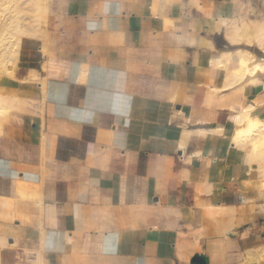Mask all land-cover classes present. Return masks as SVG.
<instances>
[{
  "label": "crops",
  "instance_id": "crops-1",
  "mask_svg": "<svg viewBox=\"0 0 264 264\" xmlns=\"http://www.w3.org/2000/svg\"><path fill=\"white\" fill-rule=\"evenodd\" d=\"M68 6L44 54H22L17 80L0 81L28 103L0 138L6 264H35L38 251L44 264H189L202 253L257 264L245 257L264 253L263 234L231 184L247 177L245 152L221 130L239 105L264 119V73L228 85L240 46L257 47L226 37L264 24V0Z\"/></svg>",
  "mask_w": 264,
  "mask_h": 264
},
{
  "label": "bare ground",
  "instance_id": "bare-ground-1",
  "mask_svg": "<svg viewBox=\"0 0 264 264\" xmlns=\"http://www.w3.org/2000/svg\"><path fill=\"white\" fill-rule=\"evenodd\" d=\"M4 1L5 0H0V44H1L0 47L4 46L3 48H0V81L2 80L3 77H7L11 80H17L16 78H14V68L12 67L11 70H6V66L16 59L18 54L17 51L15 50L16 48L18 49L19 42L23 35L25 36L28 34L27 36L29 37L30 42L36 40L37 42L41 43L42 44L41 53L44 54V52L46 51L45 49L47 47L45 45V41L48 38V33L54 29V26L50 24V19L48 15L49 14L48 0H37L36 16L34 17V20L32 22H28V21L26 22V19H21L20 17H17L15 15L9 17H7L6 15L5 17L2 12L3 11L2 7L6 3ZM5 8L4 10H6ZM17 11L15 13H18ZM6 29L8 30L7 32H5L6 34L3 36V33ZM226 37L230 42H238L242 38L245 39L249 44L254 43V45H256V47L264 54V24L242 22L240 27H234L232 29V32H230L229 35H227ZM13 47H15V50H13ZM237 62H238L237 68L229 72L231 79L229 80L228 85H233L234 83L236 85V83H242L244 81H246V84L255 83V81L258 80L251 77H253V75H255L257 72L262 74L264 73V59L256 60L255 55L251 54L248 51L238 52ZM220 67H224V65L222 64V66ZM224 68H226V66ZM37 77L38 76L33 73L32 79L29 78L27 80L38 81L37 83L41 84L40 87L44 90L46 86L44 80H39L37 79ZM25 106H28V103L26 99L23 98L20 92L18 94L16 93L11 94L0 90V138L3 134L4 125L11 123L14 119H17L20 116V114H22L17 110L20 107H25ZM252 111H253V107L250 105H247L245 107L239 105L236 113L233 112L234 114H232L229 117L231 123L229 124L228 127L226 128L223 127L224 129H222L221 132L227 136L229 134L231 135L230 145H232L233 147L235 148L238 147L241 149V151L245 146L248 147V150L244 157L246 162L245 164L248 165L249 170L252 169V165L254 166L258 174V179L256 178L257 180L255 181L248 179V185H243V186L244 187L248 186L251 190L254 189L256 191L258 190V193L262 194L264 193V119L255 122L254 117L251 115ZM243 197L246 196L243 195ZM8 201L6 204H8L9 206L10 203ZM41 202L39 203L40 208H41ZM4 204H5V199L1 198V205ZM261 208L264 210L263 204ZM42 235H43V231H42ZM7 245L8 244L6 242V239L4 237H0V264H6L7 261L6 251L8 249ZM245 258L249 262L252 261L251 260L252 258L256 260L264 259V253L255 252L254 254L253 252H249L247 254V257ZM243 261L245 260L243 259ZM35 264H44L43 257L41 253H39V251L36 256Z\"/></svg>",
  "mask_w": 264,
  "mask_h": 264
},
{
  "label": "rangeland",
  "instance_id": "rangeland-1",
  "mask_svg": "<svg viewBox=\"0 0 264 264\" xmlns=\"http://www.w3.org/2000/svg\"><path fill=\"white\" fill-rule=\"evenodd\" d=\"M4 2H6V3L2 7V9H3L2 12H3L5 17H6V15H7V17L15 15L17 17H20L21 19H26V22L27 21L28 22H32L34 20V17L36 16V9H37L36 2H37V0H5ZM48 3H49V14L48 15H49V19H50V24L53 26V25H55L57 23V17L56 16H57V14H59V12H61V13L62 12H65V13L68 12L67 8L69 7L68 4L70 3V0H62V1L48 0ZM5 6H6V8H5ZM15 7H16V9H15ZM4 8L6 10H4ZM17 10H19V11H17ZM16 11L18 13H15ZM22 17H24V18H22ZM7 30L8 29H6L4 31L3 36L6 34L5 32H7ZM27 35H25V36L23 35L22 36V38H21V40L19 42L18 49L16 48V50H15V47H13V50L17 51L18 55H17V57H16V59L14 61H12L10 64H8L6 66V70H11L12 67L14 68V78H17V72L23 66L22 62L24 60H22L23 59L22 58V54H24L25 56L28 57L27 60L28 59H33V56L39 51V47L42 49L41 46L37 45V47H38L37 51L35 50L34 52H32L30 46L38 44L39 42H37L36 40L33 41V42H30L29 37ZM0 46H1V44H0ZM3 47L4 46H2L0 48H3ZM240 49L249 51L251 54L255 55V58H256V54H257L258 49L255 48L254 46L246 47L244 45H241ZM240 52H245V51H240ZM255 75H253V77H251V78L257 79L255 77ZM6 78L7 77H3L2 79H6ZM258 83H259V81H255V83H250V84L257 85ZM254 121L255 122L261 121V119L258 118V117H254ZM246 149L248 150L247 146H245L242 149V152H245V154L247 152ZM238 152L241 153L239 150H238ZM241 155H242V153H241ZM252 169H250L249 172H247V177H245L242 181H240L239 178L238 179H234L233 181H231V184L235 185V186L239 185V184L248 185V179L249 178L254 180L255 178L258 177V174L256 176L257 172H256V170H255L253 165H252ZM244 181H246L247 183L244 182ZM236 189H237V194L241 195L240 200L249 204L250 213L252 214L251 220L254 221V222H257V224L259 226V229H260V231L263 234V240L260 239L259 235H258V239H259V241L261 240L263 242V245H264V210L261 208L262 204L264 206V193L260 194V193H258V190L257 191H254V190L251 191L250 189L246 190L247 187L246 188L243 187V189H240L239 186H236ZM243 195L246 196V197H243ZM259 204H260V206H259ZM253 253L255 254V250L253 251ZM251 260L254 261V258H252ZM260 261H263V264H264V259H258V263L257 264H259Z\"/></svg>",
  "mask_w": 264,
  "mask_h": 264
},
{
  "label": "water",
  "instance_id": "water-1",
  "mask_svg": "<svg viewBox=\"0 0 264 264\" xmlns=\"http://www.w3.org/2000/svg\"><path fill=\"white\" fill-rule=\"evenodd\" d=\"M189 264H209L208 257L205 254H194Z\"/></svg>",
  "mask_w": 264,
  "mask_h": 264
}]
</instances>
